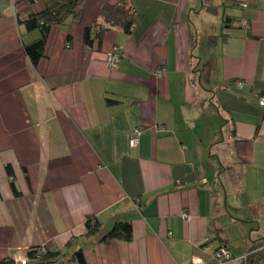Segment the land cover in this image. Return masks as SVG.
<instances>
[{
  "label": "crops",
  "instance_id": "0c3cea01",
  "mask_svg": "<svg viewBox=\"0 0 264 264\" xmlns=\"http://www.w3.org/2000/svg\"><path fill=\"white\" fill-rule=\"evenodd\" d=\"M50 1L0 0V260L42 247L80 248L86 264H243L264 242V1L130 0L131 32L87 49L84 28L114 0H84L34 68L23 45L38 33L16 14ZM229 211L242 247L220 235ZM88 215L128 221L132 239L83 240Z\"/></svg>",
  "mask_w": 264,
  "mask_h": 264
},
{
  "label": "trees",
  "instance_id": "16d2710c",
  "mask_svg": "<svg viewBox=\"0 0 264 264\" xmlns=\"http://www.w3.org/2000/svg\"><path fill=\"white\" fill-rule=\"evenodd\" d=\"M84 0H51L46 3L44 9L39 12L26 10L16 14L17 23L26 33L36 31L38 37L23 45V51L34 68L37 67L39 61L44 57V48L48 39V35L53 28L63 27L68 22L78 19L79 6ZM209 0L205 8L212 11ZM242 5L233 3L230 9L240 10ZM247 7V5H246ZM236 18L223 15V23L231 26ZM242 19V18H241ZM239 19V20H241ZM237 20V19H236ZM241 22V21H240ZM135 23L134 8L130 0H114L111 3L101 5L98 12V20H95L89 26L84 28L82 44L85 48H92L96 43L100 47L104 34L112 28L121 29L125 34H129ZM245 24H239L240 27ZM66 45H72V38L66 36ZM111 103V102H109ZM6 175L9 178V185L12 194L16 197L21 193L18 190L12 167L6 164ZM84 235L83 240H94L98 243H108L112 240L130 241L132 239V228L128 221L115 222L109 229H105L104 224L95 215H88L83 222ZM77 245L75 238L70 239L66 243L67 248H74ZM252 251L243 261V264H264V242L255 243ZM229 252V251H228ZM230 254V253H229ZM231 256V255H230ZM66 258V260L64 259ZM215 259V258H214ZM26 264H67L74 262L75 264H86L80 248H74L70 255L62 254L59 251H51L42 247L28 249L25 252ZM216 260V259H215ZM217 261V260H216ZM0 264H14L13 260L5 258L0 260Z\"/></svg>",
  "mask_w": 264,
  "mask_h": 264
},
{
  "label": "rangeland",
  "instance_id": "374dc122",
  "mask_svg": "<svg viewBox=\"0 0 264 264\" xmlns=\"http://www.w3.org/2000/svg\"><path fill=\"white\" fill-rule=\"evenodd\" d=\"M212 14L211 13H204L203 15V18L200 20L198 19L197 20V23L199 24H202L201 26L202 27H199L198 26V29L197 30H207L208 27H207V23L212 19ZM206 28V29H205ZM229 215L230 216H225L224 218H221V221L219 222L220 224V228L222 227V230L220 232V235L223 236V237H226L229 242L232 244L233 247L235 246H240L242 247L243 246V242H242V238L238 232V226L237 225H234L232 222H231V219L230 217H232V213L229 211Z\"/></svg>",
  "mask_w": 264,
  "mask_h": 264
},
{
  "label": "built area",
  "instance_id": "2783aa9c",
  "mask_svg": "<svg viewBox=\"0 0 264 264\" xmlns=\"http://www.w3.org/2000/svg\"><path fill=\"white\" fill-rule=\"evenodd\" d=\"M264 1V0H263ZM242 5V4H241ZM244 24L246 22H243ZM120 60V55L119 53L117 52V49L114 48L112 49V51H110L108 54H107V58H106V62L108 64V67L110 69H114L117 67V64ZM161 72L162 71H158L156 72L158 75H161ZM260 105H264V98H261L260 101H259ZM138 134L139 132L137 130H134L132 132V136L130 138V144L132 147L136 146L137 145V142H138ZM185 217V215L183 216ZM214 258L218 261V262H222V261H225V260H228L230 259V254L228 252V250H226L225 248H221L219 249L216 253H215V256ZM246 256H243L242 259L245 260ZM26 264V260H25V263Z\"/></svg>",
  "mask_w": 264,
  "mask_h": 264
}]
</instances>
